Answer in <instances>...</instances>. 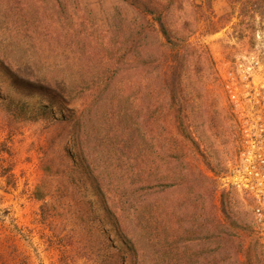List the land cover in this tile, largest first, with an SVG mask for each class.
Instances as JSON below:
<instances>
[{"label":"rangeland","instance_id":"1","mask_svg":"<svg viewBox=\"0 0 264 264\" xmlns=\"http://www.w3.org/2000/svg\"><path fill=\"white\" fill-rule=\"evenodd\" d=\"M210 1L212 10L203 7L192 42L204 48L212 63L210 70L211 66L203 62L199 78L218 128L209 129L202 123L200 139L197 135L194 139L199 145L197 165L202 178L194 187L191 200L200 203V213L205 218L217 215L223 221L220 211L224 201L227 212L236 213L240 222L238 229L230 227L225 251L215 253L214 262L264 264V249L251 232L249 208L229 184L237 135L220 82V78L230 82L228 71L254 69L256 62H264L263 0H244L246 18L240 17L233 0ZM124 20L134 23L136 16L121 0H0V96L12 103L0 104V143L10 152L15 180L13 187L6 188L0 179V264H106L101 240L97 238L99 231L105 233L104 240L108 239L114 248L119 245L116 226L103 211L88 176L79 168L78 148L73 144L71 150L78 168L71 175L80 184L85 200L81 196L75 200L72 193L61 192L56 184L49 187L50 195L44 201L33 199L35 189L45 180L41 159L53 130L45 132L40 123L29 122L25 116L39 105L52 108L56 116L79 110L81 90L116 59L109 50ZM214 26L219 30L209 34ZM2 66L17 80L7 79ZM112 91L115 102L95 107L93 114L85 112L88 134L93 140L88 150L95 161L94 173L102 180L108 206L113 210L112 205L120 207L127 199L166 200L171 206L176 200H187L190 191L186 186L143 197L136 192L130 196L127 188L134 190L138 184L133 177L126 180L127 154L114 146L116 137L111 138L116 126L123 127L120 120L111 118L119 106L117 97L125 88ZM21 103L27 107L26 115L20 116ZM89 207L94 209L93 215ZM119 213L121 210L116 211L117 216ZM92 219L98 223L94 232L87 231ZM184 228L187 264L192 262V252L205 246L216 247L214 240L206 245L209 243L200 237L204 233L196 237L188 231L189 227ZM110 252L116 254L115 249ZM130 262L126 258L125 264Z\"/></svg>","mask_w":264,"mask_h":264},{"label":"trees","instance_id":"2","mask_svg":"<svg viewBox=\"0 0 264 264\" xmlns=\"http://www.w3.org/2000/svg\"><path fill=\"white\" fill-rule=\"evenodd\" d=\"M121 1L134 12L136 20L120 23L117 40L109 50L116 59L81 90L79 110L67 116L62 113L56 116L52 108L39 105L25 116L29 122L40 123L45 132L53 130L41 159L45 180L35 189L33 199L44 201L50 195L49 187L56 184L61 192L72 193L75 200L77 196L85 200L80 184L71 175L78 168L71 150L73 144L78 148L79 168L88 176L103 211L117 229L119 245L116 248L108 239L104 240L103 231L97 234L107 259L104 263L125 264L126 258H130V264H153V261L156 264H187L184 262L187 240L183 239V233L184 227H189L188 231L196 237L204 233L200 237L209 243L206 245L213 240L216 242L215 248L205 246L192 252L190 264H217L213 255L224 253L229 229H238L240 222L236 213L227 212L224 201L220 211L223 221L217 215L205 218L200 213V203L191 200L193 189L202 178L197 165L199 145L194 139L197 136L200 139L202 123L209 129L218 128L216 115L206 103V92L199 78L203 62L211 66L210 70L212 63L204 48L192 42L198 33L203 7L211 11L212 1ZM233 1L239 7L240 17L246 18L245 1ZM261 17L264 19V9ZM218 30V26H214L209 34ZM4 75L7 79H16L7 68ZM120 86L125 91L118 95L119 106L111 119L120 120L123 127L116 126L111 138L116 137L114 146L127 154L124 156L126 180L133 177L138 184L134 190L131 186L127 188L130 196L137 193L143 197L186 186L190 191L187 200H176L171 206L166 200L133 202L127 199L120 207L112 205L113 210L108 206L102 180L94 173L95 161L88 150L93 140L88 134L89 120L85 112L93 114L95 107L115 102L112 90ZM8 101L11 103L0 96V104ZM25 107L19 104L20 116L21 113L26 115ZM6 147L0 143V179L10 188L15 180L10 166L11 155ZM89 208L93 215L94 209ZM119 210L121 214L117 216ZM97 224L92 219L85 228L94 232ZM113 249L116 254H111Z\"/></svg>","mask_w":264,"mask_h":264},{"label":"built area","instance_id":"3","mask_svg":"<svg viewBox=\"0 0 264 264\" xmlns=\"http://www.w3.org/2000/svg\"><path fill=\"white\" fill-rule=\"evenodd\" d=\"M227 74L230 82H220L237 135L229 184L248 206L251 232L264 249V62Z\"/></svg>","mask_w":264,"mask_h":264}]
</instances>
